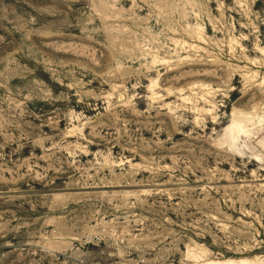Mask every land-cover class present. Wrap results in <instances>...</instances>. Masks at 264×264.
<instances>
[{
  "label": "rangeland",
  "instance_id": "1",
  "mask_svg": "<svg viewBox=\"0 0 264 264\" xmlns=\"http://www.w3.org/2000/svg\"><path fill=\"white\" fill-rule=\"evenodd\" d=\"M264 264V0H0V264Z\"/></svg>",
  "mask_w": 264,
  "mask_h": 264
},
{
  "label": "bare ground",
  "instance_id": "2",
  "mask_svg": "<svg viewBox=\"0 0 264 264\" xmlns=\"http://www.w3.org/2000/svg\"><path fill=\"white\" fill-rule=\"evenodd\" d=\"M218 264V263H217Z\"/></svg>",
  "mask_w": 264,
  "mask_h": 264
}]
</instances>
